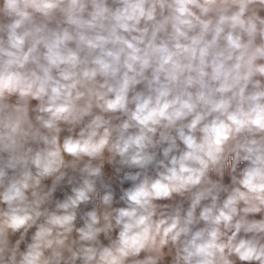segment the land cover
I'll return each instance as SVG.
<instances>
[{"label":"clouds","instance_id":"clouds-1","mask_svg":"<svg viewBox=\"0 0 264 264\" xmlns=\"http://www.w3.org/2000/svg\"><path fill=\"white\" fill-rule=\"evenodd\" d=\"M0 264H264V0H0Z\"/></svg>","mask_w":264,"mask_h":264}]
</instances>
